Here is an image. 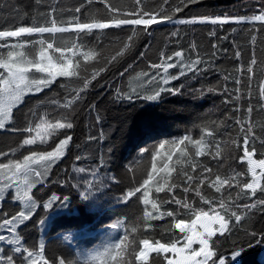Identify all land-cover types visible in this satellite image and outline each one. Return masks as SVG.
<instances>
[{"label": "snow or ice", "instance_id": "6c2138e0", "mask_svg": "<svg viewBox=\"0 0 264 264\" xmlns=\"http://www.w3.org/2000/svg\"><path fill=\"white\" fill-rule=\"evenodd\" d=\"M95 3L103 5V14H93L82 19V9L88 12ZM199 0H179L175 6H171L170 10H163V5H168L169 0H163V4L159 5L161 11H156L155 7L146 2V0H132L130 4L113 3L111 0H81L77 6L65 7L59 3L46 6L45 11H37L40 6V0H34L33 3H25L21 7L16 4H9L11 20H5V24H10V27L0 25V130L4 133H21L27 134V138L22 140V145H33L35 140L39 138L42 142L49 135H64L65 138L60 139L53 151H44L37 153L29 150L30 154L25 155L23 160H16L9 155L14 154L16 149L8 146V152L0 149V158H4L7 162H0V201L4 199V193L8 189L15 190L14 200L19 201L21 210L9 219L3 210L0 209V229H5L9 233L16 232L17 224L28 222L30 217L37 212L38 201L42 202L41 207L44 210L54 208V201L60 202V207H66L69 202V196L65 195L62 198L55 194L45 199L47 191L44 185L48 182L49 173L52 165L60 157L65 156L66 149L71 152L70 141L72 136L67 133V130L73 129L75 121L79 115L78 109L87 110L88 114L95 113L93 117V127H99V135H89V141L105 140L109 138V133L104 129L105 116L101 107L94 100L88 99L91 95L90 89H94L100 85V80H105V83L111 89L110 102L115 104H127L129 107H135L136 101L155 102L163 99L162 94H180L183 84L180 87L169 86L171 81H178L180 77L188 79V73H196L211 70L210 65L217 55L215 51L209 54L208 59H204L199 50L198 45L193 43L190 46V51L196 54L195 59L188 58L187 62L181 59L182 52L176 51L172 55L161 53V62L150 64V68L155 70V75L149 77L147 72L140 73L137 76V81L141 77L146 78L144 83L148 87L135 88L125 90L121 84H115L116 77H120L121 81L126 74L130 75L132 65L120 71L123 64L126 63L127 55L136 47V41L141 36H151L154 31L153 26L166 27L168 24H175L176 13H182L183 9L189 4H198ZM2 7V6H0ZM100 10L97 9V12ZM63 16H68L67 20L61 19ZM236 19L237 21L250 19L253 21H264V0H261V9L259 15L251 17H229L208 15L193 16L190 19L179 20L180 24H196L210 23L211 25H221L228 23L229 20ZM19 20V23H17ZM116 29L120 32H125L127 29L130 34L125 33L126 40L120 42V46L115 49L105 50L99 44L89 46L87 38L89 36L96 37L97 33H103L104 30ZM261 31L264 32V26H261ZM45 34H48L49 39H45ZM57 34L61 36L67 34L75 37L71 46H61L55 44ZM170 35L179 38V32L171 33ZM209 35H215L214 32ZM40 37V39H34ZM15 40L9 43L10 40ZM255 40V37H253ZM38 48V54L29 59L28 49ZM85 48L87 50L81 52L84 63H81L80 56L75 55V49ZM100 49L99 51L97 49ZM212 49H216L217 45L213 43ZM58 53L59 56L53 54ZM224 51H227L226 49ZM66 53H72L74 59L67 56ZM139 55L144 57L145 52H140ZM236 58H240L241 51L234 53ZM173 57L177 58V63H173ZM91 61L92 63H87ZM257 60L253 52L252 59L247 67V73L253 72L252 65H256ZM203 65V68L200 66ZM163 69L161 75L160 70ZM169 69H178L177 74L169 73ZM112 73L113 80L107 81L106 74ZM39 74V75H37ZM57 77L71 78L65 81L58 82ZM100 78V79H98ZM225 85L229 79V75L223 77ZM251 79V77H249ZM93 81L96 83L93 84ZM155 83L153 87L152 84ZM59 84V89L54 92V84ZM236 85L240 84L239 79H235ZM69 84L75 85L69 91ZM44 89H48L49 93H54L51 99L45 94L44 99H38L39 105L52 104L56 106L55 114L49 113V118L39 116L34 106L30 105L27 112L23 110L27 103L25 97L31 100L32 95L42 93ZM59 90H64L61 93ZM209 92L214 91L213 88L208 89ZM227 95V87L223 88ZM143 93V94H142ZM31 94V95H30ZM63 95L65 98L61 103L57 97ZM71 96L68 99V96ZM203 95V92H201ZM260 95L264 96V85H260ZM20 107H17V106ZM15 108V113L13 109ZM264 110V109H262ZM238 111V110H237ZM254 111L251 103L247 112L249 115ZM23 117V120L20 117ZM31 117V119H30ZM39 120L37 123L36 121ZM63 121V122H62ZM235 123L239 125V136L237 139L231 140L232 144L236 145L237 153L242 151V156L239 159L246 160L247 171L251 174V181L244 183L243 188L248 191L238 193L237 196L249 197L255 196L257 189L260 190L261 198L252 199L251 202L240 203L238 200L225 198L221 195L216 200H210L201 194L200 185L204 184L208 179L205 176L203 179H197L195 175L183 171L182 183L184 184L183 193L194 191L195 195L200 198L203 204L208 205V211L203 207L194 208L187 203V198L176 199L174 196L170 200H163L162 203H174L178 208L160 213L157 203L149 199V185L154 180L153 173L156 172V160L159 155L158 148H163L167 141H159L158 148L156 145H150L149 141H156L159 135L163 133L153 128L149 124H137L135 118L131 122L125 121L121 128L122 138L126 139L135 132L136 143L133 146V151H138L141 154L151 152V160L153 161L152 171L148 172L147 178L143 180L140 188L129 190L126 193L125 200L132 197L135 192H139L143 188V195L140 197L145 206L151 204V208L156 210L150 212L147 209L143 212V226L145 228L153 227L148 221L157 220L163 216L171 217L174 221L173 227L179 229L183 234L182 242L180 239H172L161 243L156 240L150 243L148 239L140 241L139 251L131 253L135 257V261L140 264H147L149 253H155L153 264H156V259L159 258V264H264V220L259 221L260 227H257V212L264 214V185L261 181L264 180V159H253L254 154L258 150H264V122L259 124V135L257 134V126L254 122H245L239 116L235 117ZM35 125L36 135L32 136L33 127ZM58 130H65L58 132ZM206 131L209 143H213L214 136L217 134L216 129H207V126L201 129V139H192L190 135H185L179 140H172L170 143L176 148L180 145H186V142L191 144L196 150L194 156L199 157L205 155L200 150V146L204 143V133ZM257 141L259 143L257 144ZM79 149V145H76ZM229 147L228 142H224V148ZM118 145L115 143L108 144V151L99 157L98 168H101L108 162L105 160V155L112 156L117 151ZM155 149V150H154ZM231 154V153H229ZM264 155V152H261ZM183 156L184 153L181 152ZM207 155L215 159L222 155L221 145L216 142L215 151L212 148L208 149ZM79 155L76 160H80ZM172 159L171 153L167 157ZM179 162V161H178ZM192 165L196 168H201L204 173H211L212 169L206 165L200 164L195 159H192ZM166 171H171L167 169ZM77 173L84 172V169L77 167L74 169ZM128 171H132L131 168ZM94 177L100 175L96 169L91 173ZM235 177L216 176V179L209 183V187H214L217 193L221 192L222 185L232 187V181ZM106 181V178H105ZM101 185H95L92 181L85 180L88 187L81 190V184L77 182L71 187L78 192L82 201L86 202V208L90 213L101 212L104 208L103 196L105 189ZM59 183L60 181H54ZM167 183V181H165ZM156 187L157 193L165 191V185L160 184ZM37 185L40 187L37 188ZM239 187V184H237ZM100 187L98 195L93 194L92 189ZM174 187H177L175 181L167 186V192H171ZM36 191H33V190ZM167 192L165 195H167ZM37 193H43L37 195ZM183 209L190 212L194 218L190 223H185V219L180 216V211ZM45 224V221H41ZM27 227V224H24ZM141 226V218L137 220L132 228L136 231ZM127 231V230H126ZM80 232L86 238L88 225H81ZM219 234V235H217ZM70 235H73L70 233ZM215 238V239H214ZM107 239V236H106ZM127 239L126 235L120 236L118 240H114L104 248V250L91 257V264H133V261L123 259L126 251L123 241ZM7 244L6 250H0V264H37L36 256H40L42 264H49L47 259H43V252L34 253L29 251L27 247H23L20 239L16 236L11 238L0 234V242ZM198 244L199 247H193ZM179 245V246H178ZM3 245L0 244V249ZM43 248V245H41ZM249 249L252 252H258V257L253 256L247 259L250 255ZM170 253L171 255H161ZM16 254H19L17 256ZM26 254V255H25ZM59 264H65L64 260H60Z\"/></svg>", "mask_w": 264, "mask_h": 264}, {"label": "trees", "instance_id": "16d2710c", "mask_svg": "<svg viewBox=\"0 0 264 264\" xmlns=\"http://www.w3.org/2000/svg\"><path fill=\"white\" fill-rule=\"evenodd\" d=\"M33 2L34 0H0V6H2L0 7V25L4 27L11 26L10 24H5V20H11L9 4H16L17 7H21L25 3ZM80 2L81 0H40V6L37 11H45L46 6L50 4L59 3L65 7H71L77 6ZM111 2L130 4L132 0H111ZM146 2L153 5L156 11L162 10L159 5L163 4V0H146ZM178 3L179 0H169L168 5H163V10H170L171 6H175ZM97 9L100 11L97 12ZM260 9L261 0H199L198 4H189L188 7L183 9L182 13H176L175 19L177 22L175 24H168L166 27L153 26L154 31L151 36H141L136 41V47L127 55L126 63L123 64L120 71H123L129 64L133 66L139 59H142L139 53L145 52L148 46L158 38H160L161 52H159V61H154L157 64L161 62V53L172 55L176 51L182 52L181 59L186 62L189 57L195 59V52L190 51V46L193 43L198 45V50L204 59H208L209 54L213 51L217 55L210 65L211 70L196 73L195 76L189 72L187 74L188 79L180 77L178 81H171L169 86L180 87L183 84L184 87L181 89L180 94H162L163 99L161 101H136L133 108L127 104L111 103V89L105 83V80H100L101 86L90 89L91 95L88 99L94 100L100 105L105 116L103 126L111 139L106 137L105 140L89 141V135L98 137L100 131L99 127L92 126L95 113L89 115L86 109L83 111L78 109L79 115L76 118L74 128L67 130V133L73 138L70 141L72 150L69 152L66 149L65 156L56 160L49 173L48 182L43 186L48 194L44 197L45 199L55 194L62 201L63 196L67 195L69 196L68 205L62 208L60 207V202L54 201V208L44 210L41 207L42 202L38 201L37 212L34 213L28 222L24 223L27 224V227L24 224L17 226V233L23 247H27L34 253L43 252V259H47L49 264H59L61 259L64 260L65 264H91L92 256L102 252L108 243L118 240L122 235H126L127 239L123 241L126 251L122 258L133 261V264H140L139 261H135V257L131 253L133 249L139 251L141 240L148 239L153 243L156 240L167 242L172 239H180L182 241L183 234L179 232V229L173 227L174 221L166 215L160 219L148 221L153 227L145 228L143 226L142 218L145 209L150 212L156 211L151 208V204L145 206L140 199L143 195V188L139 192H135L132 197H128L127 200L124 199L129 190L140 188L143 180L147 178L148 172L152 171L153 166L151 152L141 154L138 151H133V146L136 143L135 132L126 139L122 138L121 128L126 120L131 122L133 118H135L138 125L146 123L163 133L157 137L156 141H149L150 145H156L158 148L159 141L168 142L165 143L163 148H158L159 155L155 162L156 172L153 173L154 180L148 186L149 199L157 203L160 213L179 207L171 202L162 203L163 200H170L173 196L176 199H185L186 197L187 203L192 205V207H203L204 210H209L208 205L203 204L194 191L190 190L187 194L183 193V171L195 175L197 179L208 177L205 183L200 185V188L202 195L205 194L206 190L213 191L212 195H204L210 200H216L221 195L225 198L238 200L240 203H250L252 199L261 198L259 189H257L255 196H251V194L247 198L242 195L240 197L237 196L238 193L248 191L243 188V184L249 182L250 176H248L246 163L239 159V156L243 154L242 151L237 153L235 151L236 145L232 144L231 140L237 139L239 136V125L235 123L236 116H239L245 122H254L257 126L258 135L259 124L264 122V110H262L264 109V96L260 95V85H264V32L261 31L264 21H253L250 19L237 21L236 19H231L223 26L219 24L213 26L210 23H179V20L190 19L199 15L251 17L252 15H259ZM103 12V5L95 3L88 12H84L82 9L83 15L81 18L84 19L93 14H103ZM61 19L67 20L68 16H63ZM17 23H19V20H17ZM177 31L179 32V38L170 35ZM126 32L130 34L127 29L125 32H120L116 29L104 30L103 33L98 32L96 37L89 36L87 41L90 47L99 44L103 49L111 50L118 48L120 42L126 40ZM212 32L215 35H209ZM253 37H255V40H253ZM3 39L7 38H0V42ZM74 39L75 37L67 34L63 36L57 34L54 43L61 46H71ZM13 42H15L14 39L9 41V43ZM213 43L217 45L216 49L211 48ZM225 49L227 51H224ZM85 50L87 49L79 48L74 50L75 55L80 56L81 63H84V61L80 54ZM97 50L99 51L100 49L98 48ZM236 51H241L242 55L240 58L235 57L234 53ZM253 52L255 53L257 64L252 65V73H247L246 69L252 59ZM50 54H53L51 50ZM53 55L59 56L58 53ZM66 55L73 59L75 58L72 53H66ZM172 62L177 63V58L173 57ZM87 63L92 62L89 61ZM200 67L203 68V65ZM153 70L150 72L146 71L149 77L155 75V70ZM168 71L171 74L178 73V69H169ZM160 72L162 75L163 69ZM225 75H229L226 85L223 79ZM66 79L71 78L57 77L58 82ZM105 79L112 81V73L106 74ZM118 79L119 77L117 76L115 84H118ZM235 79L240 80L239 85L234 83ZM95 83L93 81V84ZM147 85L144 80L138 81V84L129 85L130 87L127 90L132 87L138 89L148 87ZM74 86L69 84V91ZM210 87L214 91L209 92L208 89ZM224 87H227L228 93L231 95L224 93ZM57 89H59L58 83L54 84V92ZM59 91L63 93L64 90ZM201 92H203V95H201ZM45 94H47L48 99H51L54 93H49L48 89H44L42 93L32 95L31 100L25 97L27 103L24 105L23 110L27 112L30 104L38 111L40 117L49 118L48 107H54L55 105L49 103L42 106L38 104L37 99H44ZM64 98L63 95L57 97L61 103ZM67 98L70 99L71 96L69 95ZM249 103L254 109L251 115L247 112ZM13 112L15 113V108ZM20 119L23 120V117L21 116ZM205 126H207L208 130L215 128L217 133L214 136L213 143L210 144L208 141L211 138L207 137L205 131L204 143L200 146V150L205 155L194 156L196 149L187 142L186 147L185 145H180L179 148L170 143L172 140H179L185 135H190L194 140L201 139V129ZM63 137L64 135H58V139ZM24 138H27L25 133L11 135L10 132L4 133L1 130L0 149L5 151L6 147L11 144L15 145L17 141L20 144ZM226 141L229 144L227 149L224 148V142ZM216 142L221 145L222 155L213 159L212 156L207 155V152L209 148L215 151ZM109 143L117 144V151L112 156L105 155V160L108 162L102 169L98 168L99 157L107 153ZM258 143L259 141H257ZM76 145H79V149H77ZM21 148L32 147L21 145ZM20 152V150H16L13 156L20 154ZM181 152L184 153L183 156ZM261 152H264V150H258L254 156L262 158ZM170 153L172 159L168 160L167 157ZM77 155L81 157L80 160H76ZM175 155L179 158H175ZM192 159L206 165L212 169V172L210 174L204 173L201 168L194 167ZM61 164H65L67 167L68 165H70L69 167L74 166L75 168L80 167L79 164H83L91 168L89 169L91 171L85 179L87 171L82 173L74 171L80 180L63 179L62 175L56 176L57 173L55 171ZM165 166L171 171L164 170ZM129 168L132 171H128ZM93 169L99 171L100 175L98 177H94L91 174ZM217 175L222 178L225 176L235 177L232 181V187L229 188L228 185H222L220 193H217L214 187H209V183L214 181ZM57 180L60 182L55 183L54 181ZM85 180L92 181L93 184L98 186L101 185L102 181H105L102 184V188L106 191L103 196L104 208L101 212H88L86 202L82 201L78 192L71 187L72 184L79 182L82 186L81 190H83L88 187L85 184ZM157 181L165 185V191L159 193L155 191L156 187L159 186ZM174 181L177 187H174L171 192H167V186ZM237 184H239V187ZM261 184L264 185V180L261 181ZM39 187L37 186V188ZM100 190V187L92 189L93 194L96 195L99 194ZM33 191L36 190L34 189ZM166 192L167 195H165ZM4 196H7V198L0 201V209L3 210L7 217H11L12 214L16 215L21 210L19 202L11 198L8 199V193L4 194ZM180 216L185 219V222H190L194 218L190 212H186L183 209L180 211ZM137 217L141 218V226L136 231H132ZM256 219L258 221L256 226L260 227L259 221L264 220V214L257 212ZM41 221H45V224H42ZM85 223L88 225V232L90 233L86 238L80 232L81 225ZM70 233L73 235H70ZM0 234L11 238V233L7 230L0 229ZM0 244L3 245L0 250L7 249L6 241L0 242ZM41 245H43V248H41ZM249 253L250 255L247 259H251L253 256L258 257L259 255L258 252H252L251 249H249ZM16 255L19 256V254ZM154 257H156V254L151 255L147 264H153ZM37 264H42V260L38 261ZM156 264H159V258L156 259Z\"/></svg>", "mask_w": 264, "mask_h": 264}, {"label": "rangeland", "instance_id": "374dc122", "mask_svg": "<svg viewBox=\"0 0 264 264\" xmlns=\"http://www.w3.org/2000/svg\"><path fill=\"white\" fill-rule=\"evenodd\" d=\"M46 40L49 39L48 37V34H45V37H44ZM34 39H40V37H34ZM160 38L156 39L153 41V43H151L147 50L145 51L146 55L144 57H142V59H139L137 63H135L132 67L134 69L133 70H130V75L126 74L125 77H123V80L121 81V78L119 77V79L117 80L118 81V84H121L122 87L127 90L128 87H130L129 85H135V84H138V81H137V76L138 74L140 73H144V72H150L152 71L153 69L150 68V66H147V65H150L152 63H154V61H157L159 59V52H161V49H160ZM28 52H29V55H28V58H33L34 56H36L38 54V48L36 49H31L29 48L28 49ZM159 61V60H158ZM154 71V70H153ZM145 80V78L141 77L139 79V81H143ZM149 86V85H147ZM152 86L154 87L155 86V83L153 82ZM19 106V105H18ZM56 107H48V111L51 113H54L55 114V110ZM37 123L39 121H36ZM33 127V132H32V136H35L36 135V131H35V125L33 124L32 125ZM1 131V130H0ZM62 130H58V132H60ZM11 135H17L19 133H12L10 132ZM26 134V133H25ZM27 135V134H26ZM65 138V137H63ZM61 138V139H63ZM59 140L60 138L58 139V135H49L46 137V139L42 142L39 138H37L34 142L33 145H28V147H32V148H21V145H22V142L19 144L18 141L16 142L15 145L11 144L10 146L12 148H15L16 150H20L22 152H20V154L18 155H15L13 156V154H9L11 156V158L13 159H16V160H21V158L25 155H29L30 152L29 150L31 151H35L37 153H41V152H44V151H53L55 146L59 143ZM5 152H8V147L5 148ZM175 158H179L175 155ZM253 159H264V155L263 157L261 158H257L255 156H253ZM244 163H246V167L248 168V165H247V162L246 160H243ZM0 162H7L4 158L0 159ZM56 163V162H55ZM78 165V164H77ZM70 165H68L69 167ZM79 166L81 168L84 169V171H87L88 173H85V177L84 179L87 177V175L90 173L91 168L87 167L86 165H83V164H79ZM65 164H61L60 167L57 168L56 173L57 175L56 176H59V175H62L63 176V179H67L69 178L70 180L72 181H76V180H80L78 175L75 174L74 172V169L75 167L72 166V167H69L68 168ZM248 176H250V180L249 182L251 181L252 177H251V174L248 172ZM50 175V174H49ZM73 183V182H72ZM39 186V185H37ZM45 189V188H44ZM6 193H9L10 195L12 196H15V190L14 189H8L4 194ZM213 191L211 190H206L205 194L204 195H212ZM43 193H38L37 195H42ZM9 195V196H10ZM7 198V196H4V199ZM11 197H9L8 199H10ZM12 199V198H11ZM19 202V201H18ZM206 211V210H205ZM12 214V213H11ZM34 215V214H33ZM13 216V214L11 215V217ZM11 217H8L9 219H11ZM31 218V217H30ZM29 218V219H30ZM25 223V222H24ZM186 224L187 223H190V222H185ZM21 225V224H20ZM19 223L17 224V226H20ZM5 230V229H4ZM12 236H16L20 239L19 237V234L16 232L14 233H11V237ZM150 243H153L151 241H149ZM161 243H164L162 241H160ZM182 242V241H181ZM154 244V243H153ZM179 246V245H178ZM193 247H196L198 248L199 245L198 244H194ZM30 251V250H29ZM152 254H155V253H149V256H148V260L151 258V255ZM26 255V254H25ZM162 256L163 255H171L170 253H167V254H161ZM27 262V260L25 261ZM24 262V263H25ZM27 264V263H26Z\"/></svg>", "mask_w": 264, "mask_h": 264}]
</instances>
